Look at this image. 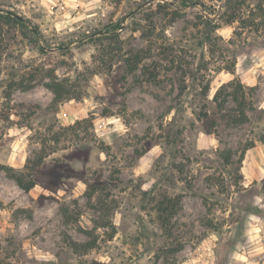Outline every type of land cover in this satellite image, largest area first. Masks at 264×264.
<instances>
[{
  "label": "rangeland",
  "instance_id": "obj_1",
  "mask_svg": "<svg viewBox=\"0 0 264 264\" xmlns=\"http://www.w3.org/2000/svg\"><path fill=\"white\" fill-rule=\"evenodd\" d=\"M263 132L264 0H0V264H264Z\"/></svg>",
  "mask_w": 264,
  "mask_h": 264
},
{
  "label": "trees",
  "instance_id": "obj_2",
  "mask_svg": "<svg viewBox=\"0 0 264 264\" xmlns=\"http://www.w3.org/2000/svg\"><path fill=\"white\" fill-rule=\"evenodd\" d=\"M60 83L59 82H55L53 81L50 85L49 88L50 90L53 92L55 98H59V90H60ZM223 89H231L232 93L227 94L226 96L231 98L232 103L236 106V110L235 112L238 113V117L236 119H233L234 123H239L242 122L244 120H246V114L243 110V108L245 107V103L243 101L242 95H243V87L241 85V83H237L235 85V83L233 81H230L229 83L222 85L217 92L215 93L214 97H213V102L216 104V107L218 110L222 109L225 107V104L227 103V99H223L220 98V96L222 95V91ZM260 143L264 146V132L263 134L260 136L259 138ZM250 147L246 148L245 150H248ZM43 152V151H42ZM243 159V153H241L240 157H239V162L241 163ZM44 160V156H38L36 161H35V166L39 167L42 162ZM4 172L15 181V183L24 190H29L33 187V183L30 184H26L23 182L22 176H20V174L14 173L11 169H4ZM165 201H167L168 205L165 207L161 208V205L163 204L162 202L159 203V212L161 215H166V217L169 219L171 216H173V214H175V201H170L165 199ZM162 224L164 222H166V218L163 220L162 218H160ZM73 246V249L76 251L78 248L82 247L83 245H78L76 243H72L71 244Z\"/></svg>",
  "mask_w": 264,
  "mask_h": 264
},
{
  "label": "crops",
  "instance_id": "obj_3",
  "mask_svg": "<svg viewBox=\"0 0 264 264\" xmlns=\"http://www.w3.org/2000/svg\"><path fill=\"white\" fill-rule=\"evenodd\" d=\"M256 149L259 150V152H261V155H262L263 158H264V151L261 149V147H256ZM255 151H256V150H255ZM255 151H254V148H253V149H249V150H247L244 161L248 159V156H247V155L250 154L249 157H250L251 160H252V161H250V165L258 164V161H256V155H255V153H254ZM258 154H259V153H258ZM252 157H254V161H253ZM244 161H243V162H244Z\"/></svg>",
  "mask_w": 264,
  "mask_h": 264
}]
</instances>
